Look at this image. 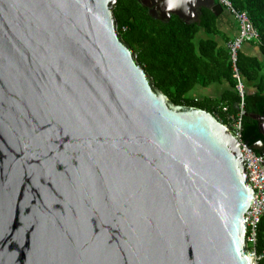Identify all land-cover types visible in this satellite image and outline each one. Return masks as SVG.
Here are the masks:
<instances>
[{
	"label": "water",
	"instance_id": "water-1",
	"mask_svg": "<svg viewBox=\"0 0 264 264\" xmlns=\"http://www.w3.org/2000/svg\"><path fill=\"white\" fill-rule=\"evenodd\" d=\"M117 1L0 0V264H252L240 141L155 85ZM138 1L161 21L225 12Z\"/></svg>",
	"mask_w": 264,
	"mask_h": 264
},
{
	"label": "trees",
	"instance_id": "trees-1",
	"mask_svg": "<svg viewBox=\"0 0 264 264\" xmlns=\"http://www.w3.org/2000/svg\"><path fill=\"white\" fill-rule=\"evenodd\" d=\"M215 1L220 3V0ZM228 1L236 12L248 15L260 35L259 42L246 44L256 46L261 58L247 55L244 47L239 53L245 85L241 136L253 146L264 140L259 122L251 117L264 116V0ZM223 7L225 14L220 16L202 8L199 19L189 24L174 15L166 21L155 19L138 0H118L114 13L123 39L135 50L138 61L155 85L174 104L206 110L234 131L233 124L240 118L241 98L227 46L237 35L231 37L220 29L219 21L224 15L229 13L234 17L227 6L223 4ZM215 84L222 85L223 89L214 97L189 96L198 87ZM250 249H255L258 255L264 254V214L257 243ZM258 264H264V257Z\"/></svg>",
	"mask_w": 264,
	"mask_h": 264
},
{
	"label": "built area",
	"instance_id": "built-area-1",
	"mask_svg": "<svg viewBox=\"0 0 264 264\" xmlns=\"http://www.w3.org/2000/svg\"><path fill=\"white\" fill-rule=\"evenodd\" d=\"M220 3L227 6L228 11L234 15L238 23L237 36L234 40L229 42L227 47L230 52V59L233 66V77L238 82L237 91L241 98L240 118L234 122L233 125L235 130L232 132L241 143V152L245 160L248 178L254 190L253 202L250 211L246 214L247 242L250 249V246L254 247L257 243L258 228L264 214V154L255 150L252 146L247 145V143L242 140L241 136V118L245 114V85L239 68V53L246 43L259 42L260 35L246 13L236 12L228 0H220ZM250 253L252 264H258V262L264 257V254L258 255L255 249H250Z\"/></svg>",
	"mask_w": 264,
	"mask_h": 264
},
{
	"label": "crops",
	"instance_id": "crops-1",
	"mask_svg": "<svg viewBox=\"0 0 264 264\" xmlns=\"http://www.w3.org/2000/svg\"><path fill=\"white\" fill-rule=\"evenodd\" d=\"M219 27H220V29L223 32L228 33L229 35H231V37H235L237 35V33H238L237 23L235 22L234 17L231 16L229 13H227L226 15H224L220 19ZM244 52L247 55L258 56V57L261 58V54H260V52H259V50H258V48L256 46H253V45H250V44H246L244 46ZM215 85H217V84H215ZM221 86L222 85H217L218 89L214 88V91H215L214 94L216 93L218 95L220 93L221 88H222ZM212 96L214 97V95H212Z\"/></svg>",
	"mask_w": 264,
	"mask_h": 264
},
{
	"label": "rangeland",
	"instance_id": "rangeland-1",
	"mask_svg": "<svg viewBox=\"0 0 264 264\" xmlns=\"http://www.w3.org/2000/svg\"><path fill=\"white\" fill-rule=\"evenodd\" d=\"M214 88L218 89L217 85H212L211 87L209 88H201V87H198L197 89H195L193 92H191L189 94V96H200V97H206V96H216L217 94L215 93L214 94Z\"/></svg>",
	"mask_w": 264,
	"mask_h": 264
}]
</instances>
